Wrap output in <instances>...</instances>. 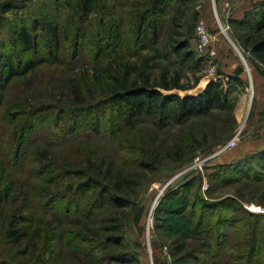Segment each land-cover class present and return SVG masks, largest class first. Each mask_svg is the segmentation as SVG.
<instances>
[{
	"label": "trees",
	"instance_id": "1",
	"mask_svg": "<svg viewBox=\"0 0 264 264\" xmlns=\"http://www.w3.org/2000/svg\"><path fill=\"white\" fill-rule=\"evenodd\" d=\"M1 1L0 9L11 8L13 0ZM16 1L23 4L27 0ZM196 1L129 2L127 40L123 39V27L118 21L106 20V0L66 3L67 28L76 24L81 27L98 16L96 41L115 42V49L105 62L74 73L65 98L59 97V93L53 95V98L57 96L53 99L55 103H63L65 107L63 110L54 108L57 120L68 118L75 126L81 116L94 114L87 131L95 135L102 128L104 114L108 111L125 128L133 126L136 118H152L158 132L156 138L140 139L138 144H129L112 155H101L93 147L76 149L71 156L59 154L53 147L21 151V137L31 129V124L26 122L32 118V107L26 100L4 109L3 92L13 78L33 73L43 61L29 60L18 70L6 56L7 73L0 79V114L10 117L11 128L3 158L0 145V261L3 264L17 261L19 264H52L57 242L69 253L67 264H142L135 253L141 244L130 241L128 230L135 229L140 221L143 208L138 201L147 185L162 170L180 167L197 153L225 145L238 129L233 93L245 87L242 67L232 75L221 74L226 79L225 84L222 80L212 81L200 94L181 97L165 93L185 90L180 71L170 73L164 69L154 78L151 74L154 67L148 60L131 61V58L141 57L137 47L145 32L152 43L153 59L171 62L174 58L177 65L194 72L200 70L203 60L191 49L193 33L180 30L184 9L173 15L172 30L162 43L158 19L146 24L147 18L163 15L173 3L187 8ZM256 9L248 13L255 25L251 35L243 37L242 42L250 49L256 68L264 76V0ZM45 24L48 25V21ZM58 30V26L48 29L54 47L58 46ZM13 36L25 52L34 50L36 40L25 27L13 30ZM199 80L197 78L196 82ZM97 112L101 116L95 115ZM220 115H225L226 119L218 117ZM217 119V127L207 123L202 126L201 122L213 123ZM216 128L220 134L216 133ZM68 129L56 127L51 136L56 139ZM102 132L107 131L104 128ZM109 134L116 135L115 132ZM253 166L264 170L263 149L221 167V177L239 174L248 178ZM186 209L179 213L180 217ZM201 209L198 221L189 223L191 227L183 240L172 242L171 256L180 257L174 264H182L185 258L192 260V264H200L195 254L201 248L211 247L206 242L187 244L188 240L199 243L208 231L203 229L204 207ZM246 216L250 221L228 244L230 252L223 258L226 264H264V215L247 212Z\"/></svg>",
	"mask_w": 264,
	"mask_h": 264
},
{
	"label": "rangeland",
	"instance_id": "2",
	"mask_svg": "<svg viewBox=\"0 0 264 264\" xmlns=\"http://www.w3.org/2000/svg\"><path fill=\"white\" fill-rule=\"evenodd\" d=\"M7 1L2 0L1 3ZM76 1L27 0L19 4L13 0L11 8L6 11L0 9V79L7 73L6 56L11 58L18 70L29 60L43 61L33 73L13 78L3 92L4 109L26 100L32 107V118L26 120L29 126L31 124V129L21 137L19 143L21 151L27 148L31 150L36 147H53L57 153L71 156L76 149L93 147L101 155H112L129 144H138L140 139L156 138L158 135L155 126L152 125V118H136L133 126L125 128L108 111L104 114L102 128L95 135L87 131V127L95 118L94 114L91 117L81 116L75 126L68 118L57 120V111L54 108L63 110L65 107L63 103H55L53 99L57 96L53 98V95L59 93V97L65 98L69 93L68 84L74 79V73L89 69L95 63L105 62L112 57L115 49V42L96 41L99 33L98 16L91 18L90 23L81 27L80 24L71 28L65 26L68 14L65 5L66 3L73 5L77 3ZM132 1L106 0L108 6L105 9L107 15L105 18L107 21L116 20L122 25L121 34L124 40H127L129 2ZM261 1L198 0L187 8L173 3L163 15L146 19V24L158 19L162 43L168 39L172 30L173 15L184 9L180 30L184 32L191 30L193 33L191 49L203 60V66L197 72L177 65L174 58H171V62L153 59L152 43L145 32L140 36L137 47L141 57L131 58V61L138 63L148 60L154 67L151 72L154 78H158L164 69L169 70L170 73L180 71L181 84L185 86V90L174 89L169 93L164 92L181 97L200 94L212 81L222 80L225 84L226 79L221 74L232 75L237 68L242 67L245 87L233 93L236 104L234 115L238 122L237 132L242 131L240 144L247 139L256 140L259 136V128H264V107L260 111L256 107L252 85V71L256 69V65L250 49L242 42L243 37L251 35V29L255 25L248 17V13L256 11ZM205 11L208 12L207 15H204ZM217 17L222 24L229 27L228 36L222 32ZM46 21L48 25L45 24ZM199 22L207 25L213 38V46L218 54L215 58H209L200 51L196 35ZM52 26H58L59 29L57 47L50 42L48 29ZM19 27H25L35 38L33 51L25 52L15 41L13 30ZM93 42H97V45ZM56 61L59 64H56ZM197 78H200L199 82H196ZM95 115L101 116V113L97 112ZM218 117L226 119L225 115ZM217 122L218 119L213 123L208 120L201 123L202 126L207 123L217 127ZM62 126L69 129L54 139L51 133L56 132V127L62 128ZM103 127L107 131L105 135L102 132ZM10 128V117L0 114L2 158L5 156L4 146L8 144L7 133ZM110 132H115L116 135L109 134ZM216 133L220 134L218 128ZM164 139L167 140L165 137ZM221 147L217 146L211 151L197 153L192 160L180 167L172 166L162 170L147 185L138 201L139 207L143 208L140 221L135 229L128 230L130 241L141 244V248L135 250V253L142 264H152L154 259L155 264H174L175 260L180 259L179 256H171L174 250L172 242L183 240L185 233L191 227L189 223L195 224L198 221L202 207L205 216L203 229L208 231L204 233L203 240L199 243L196 242L197 240H188L187 244L194 246L206 242L211 245L208 249L201 248L195 254L200 264H226L223 258L230 252L228 244L233 238H237V233L245 227L246 222L250 221L246 216L247 212H252L249 208L261 209L262 212L256 214L264 215V170L253 166L252 171L248 172V178L237 174L222 179L221 167L234 164L240 159L225 164L217 162L221 156L237 148L218 155ZM262 149L264 150V147ZM260 180L263 182H258ZM185 208L187 209L180 217L179 213ZM219 222L221 224L218 225ZM262 223L264 226V222ZM68 254L62 243H55L52 264H67ZM191 261L185 258L181 263L192 264ZM0 264L3 262L0 261Z\"/></svg>",
	"mask_w": 264,
	"mask_h": 264
},
{
	"label": "crops",
	"instance_id": "3",
	"mask_svg": "<svg viewBox=\"0 0 264 264\" xmlns=\"http://www.w3.org/2000/svg\"><path fill=\"white\" fill-rule=\"evenodd\" d=\"M207 13L208 12L205 11L204 15H207ZM252 77L256 107L260 111L261 108L264 107V76L260 74L257 68H254V70L252 71ZM241 78L244 79L243 75L241 76ZM258 135L259 136L256 140L247 139L244 140L241 144L239 143L235 150H232L230 153L221 156L219 159H217V162L222 164L230 163L234 160L241 159L248 154H252L256 151L261 150L264 147V128H259Z\"/></svg>",
	"mask_w": 264,
	"mask_h": 264
},
{
	"label": "built area",
	"instance_id": "4",
	"mask_svg": "<svg viewBox=\"0 0 264 264\" xmlns=\"http://www.w3.org/2000/svg\"><path fill=\"white\" fill-rule=\"evenodd\" d=\"M217 21L219 23L222 32L228 36L229 27H226L224 24H222L218 17H217ZM196 35H197V41L199 42L200 51L204 55H207L209 58H215L218 54L215 47L213 46V38L207 28V25L204 22H199L196 29ZM241 139H242V131L240 130L236 132V134L233 136L232 139H230L225 145H223L218 150L217 154L221 155L227 151L235 149L238 146V144L241 142ZM249 209L254 213L262 212L261 209L255 207H250ZM152 264H154V262H152Z\"/></svg>",
	"mask_w": 264,
	"mask_h": 264
}]
</instances>
